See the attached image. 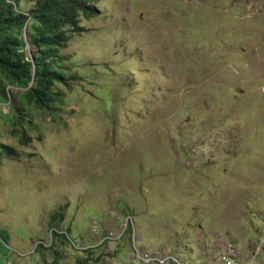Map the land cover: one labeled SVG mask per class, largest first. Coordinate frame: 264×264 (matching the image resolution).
I'll return each instance as SVG.
<instances>
[{
    "label": "rangeland",
    "instance_id": "obj_1",
    "mask_svg": "<svg viewBox=\"0 0 264 264\" xmlns=\"http://www.w3.org/2000/svg\"><path fill=\"white\" fill-rule=\"evenodd\" d=\"M257 1L90 0L53 110L13 134L0 104V264H142L128 235L99 246L127 216L180 264H264Z\"/></svg>",
    "mask_w": 264,
    "mask_h": 264
},
{
    "label": "trees",
    "instance_id": "obj_2",
    "mask_svg": "<svg viewBox=\"0 0 264 264\" xmlns=\"http://www.w3.org/2000/svg\"><path fill=\"white\" fill-rule=\"evenodd\" d=\"M18 10V0H0V104L11 108L13 134L18 133V126L31 123L25 116L27 108L32 107L36 114L42 109L53 110L50 105L60 95L56 85L67 83L61 69L64 58L57 51L73 36L86 32L81 22L95 12L90 0H34L28 16ZM24 27L34 48L30 57L25 50ZM15 153L14 148L0 143V156Z\"/></svg>",
    "mask_w": 264,
    "mask_h": 264
},
{
    "label": "built area",
    "instance_id": "obj_3",
    "mask_svg": "<svg viewBox=\"0 0 264 264\" xmlns=\"http://www.w3.org/2000/svg\"><path fill=\"white\" fill-rule=\"evenodd\" d=\"M260 4V8L264 9L262 6V2L264 0H258L257 1ZM114 220V224H115ZM126 235L130 236V239L133 242L134 245V259L140 260L142 264H180L179 260L170 252L166 251H155L152 252L146 248H140L137 245V233L134 229L132 218L130 216L125 217V219L120 222L118 225H116L113 228H110L105 234V236L102 237L101 244L105 241L107 242H116L121 240ZM231 246H228V250L231 251ZM224 259L223 261H225Z\"/></svg>",
    "mask_w": 264,
    "mask_h": 264
},
{
    "label": "clouds",
    "instance_id": "obj_4",
    "mask_svg": "<svg viewBox=\"0 0 264 264\" xmlns=\"http://www.w3.org/2000/svg\"><path fill=\"white\" fill-rule=\"evenodd\" d=\"M19 9H20V6H19ZM30 9H32V7H31ZM18 12L28 16L27 13L20 12L19 10H18ZM23 40H24V43H25V50H26V52H27L28 45H30V44H29L27 38L25 39V38L23 37ZM30 46H31V45H30ZM31 47H32V46H31ZM32 49H33V51H34V48H33V47H32ZM33 51L29 50V51L27 52V54H28L29 57L31 56V54L33 53Z\"/></svg>",
    "mask_w": 264,
    "mask_h": 264
},
{
    "label": "crops",
    "instance_id": "obj_5",
    "mask_svg": "<svg viewBox=\"0 0 264 264\" xmlns=\"http://www.w3.org/2000/svg\"><path fill=\"white\" fill-rule=\"evenodd\" d=\"M263 44H264V43H263ZM243 51L246 52L245 49H243ZM234 93H236V91H235ZM236 95H237V94H235V96H236Z\"/></svg>",
    "mask_w": 264,
    "mask_h": 264
}]
</instances>
